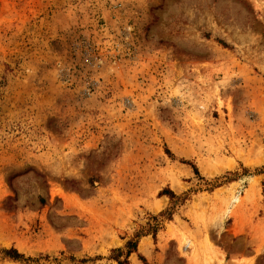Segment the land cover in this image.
I'll return each instance as SVG.
<instances>
[{
    "label": "rangeland",
    "instance_id": "obj_1",
    "mask_svg": "<svg viewBox=\"0 0 264 264\" xmlns=\"http://www.w3.org/2000/svg\"><path fill=\"white\" fill-rule=\"evenodd\" d=\"M128 241L264 264V0H0V264Z\"/></svg>",
    "mask_w": 264,
    "mask_h": 264
},
{
    "label": "trees",
    "instance_id": "obj_2",
    "mask_svg": "<svg viewBox=\"0 0 264 264\" xmlns=\"http://www.w3.org/2000/svg\"><path fill=\"white\" fill-rule=\"evenodd\" d=\"M193 170L195 171L196 169L193 167ZM162 195H167L170 198H174V195L172 192L170 191H162ZM166 215L167 218L170 216V214L168 213H164L161 216ZM155 220H157V218H154ZM155 230H152L153 233ZM136 247H137V243L136 242H132V241H128L125 245L126 251H125V260L120 261V257L122 256V252L117 250L114 251L115 255L113 258L114 261L117 262V264H126L127 263V258L129 257V255L133 252L136 251ZM2 254L4 256V258H8L10 260L13 261H21L24 260L23 256L21 254H19L15 249H8V250H3ZM139 259L142 261L143 264H147L145 259L143 257H139ZM81 263H85V260L81 261Z\"/></svg>",
    "mask_w": 264,
    "mask_h": 264
}]
</instances>
